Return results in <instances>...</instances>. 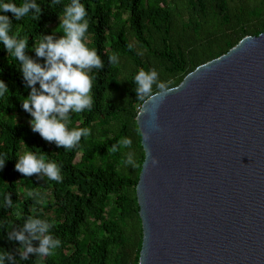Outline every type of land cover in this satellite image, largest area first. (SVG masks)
<instances>
[{
  "label": "trees",
  "instance_id": "16d2710c",
  "mask_svg": "<svg viewBox=\"0 0 264 264\" xmlns=\"http://www.w3.org/2000/svg\"><path fill=\"white\" fill-rule=\"evenodd\" d=\"M38 2L44 8L38 21L30 17L18 21L8 13L13 31L28 39L27 51L33 56L35 37L52 34L62 11V6L54 10L49 0ZM82 2L90 24L86 43L97 49L104 67L92 72L91 110L70 116L69 127L91 129L74 148L57 147L32 130L21 100L30 89L18 62L0 44V79L10 89L0 97V153L8 159L0 169V247L19 259L18 242L7 239L8 225L19 226L29 215L48 219L52 233L62 241L53 256L41 261L33 254L18 264H139L143 225L136 189L145 152L136 118L149 97L138 98L134 74L141 67H155L161 82L172 89L245 37L264 33V0ZM113 53L117 63L109 59ZM123 137L132 139L130 147L119 145ZM113 145L116 151L110 150ZM22 150L55 160L62 167V182L17 171ZM128 152L133 153L134 164L126 162ZM9 198L11 205L6 203Z\"/></svg>",
  "mask_w": 264,
  "mask_h": 264
},
{
  "label": "water",
  "instance_id": "95a60500",
  "mask_svg": "<svg viewBox=\"0 0 264 264\" xmlns=\"http://www.w3.org/2000/svg\"><path fill=\"white\" fill-rule=\"evenodd\" d=\"M136 121L139 264H264V33L150 97Z\"/></svg>",
  "mask_w": 264,
  "mask_h": 264
},
{
  "label": "clouds",
  "instance_id": "9594fccd",
  "mask_svg": "<svg viewBox=\"0 0 264 264\" xmlns=\"http://www.w3.org/2000/svg\"><path fill=\"white\" fill-rule=\"evenodd\" d=\"M48 4L59 11V26L52 34H39L31 50L35 56L28 53L29 41L13 31L12 16L20 21L30 17L38 21L44 11L38 0H0V44L18 62L22 72L25 87L30 89L29 95L22 100V107L31 119L30 126L34 132L57 147L72 149L79 144L82 137L91 134L87 127H69L72 113L91 110L94 99L92 96L93 69H101L104 63L101 55L94 47L86 43V33L89 31L88 10L82 0H49ZM58 29V31H57ZM62 32L63 35H57ZM132 47V45H129ZM112 63L118 62V55L109 57ZM132 82L138 98L152 97L154 86L159 94H165L169 89L161 82L155 67L139 68ZM10 91L5 80L0 79V97ZM119 145L130 147L132 139L123 137ZM116 151L117 146L110 149ZM127 163L134 164L133 153L128 152ZM15 168L27 177L39 174L40 178L62 182V167L55 160L46 159L31 150H22L18 154ZM5 154L0 153V169L6 165ZM37 203L41 197L36 194ZM6 203L11 205V199ZM53 224L39 215H29L23 222L8 225L7 239L18 242L19 259L11 251L0 247V264H18L27 261L31 255L39 260L51 257L61 246L62 241L52 233ZM38 242V244L36 243Z\"/></svg>",
  "mask_w": 264,
  "mask_h": 264
}]
</instances>
